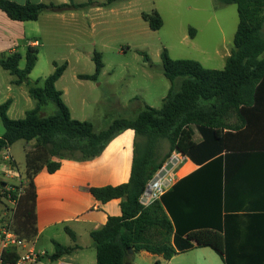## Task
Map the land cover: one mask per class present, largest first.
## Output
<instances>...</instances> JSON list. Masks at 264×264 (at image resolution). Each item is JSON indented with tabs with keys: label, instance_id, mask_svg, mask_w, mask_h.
<instances>
[{
	"label": "trees",
	"instance_id": "1",
	"mask_svg": "<svg viewBox=\"0 0 264 264\" xmlns=\"http://www.w3.org/2000/svg\"><path fill=\"white\" fill-rule=\"evenodd\" d=\"M117 1L125 0H107L103 5ZM92 2L88 4H95ZM217 2L236 5L239 15L234 48L225 68L208 69L196 60L174 59L164 49L161 59L171 87L160 109L145 106L135 118H118L108 128L97 131L93 123L73 119L63 93L56 87L67 63H54L55 71L45 79L44 86H37V81L30 87V97L37 105L24 119L9 117L11 99L0 105L5 129L0 137V154L18 141L30 147L26 154L27 181L19 187L20 195L10 192L16 207L8 227L20 239L33 242L39 234L35 185L39 173L44 169L50 174L57 172L62 160H93L114 138L133 130L129 182L91 189L94 198L103 203L120 200L122 211L121 216L109 217L105 226L91 234L97 264H132V256L140 252L171 260L195 248H211L224 264H264V210L245 215L228 213L231 206L223 204L222 186V172L227 171L229 159L264 154V0ZM66 6L0 0V11L17 22L37 21L42 12ZM143 19L153 31L164 26L158 11L143 14ZM190 35L194 38L196 30L190 29ZM38 55V49L29 46L23 69L19 52L3 57L0 65L18 77L17 84H30ZM94 61L95 74L80 75L81 80H97L104 69L100 53H96ZM50 102L57 111L44 116L42 110ZM197 134L200 142L195 139ZM165 142L169 144L167 152ZM174 151L201 166L200 170L177 181L160 200L143 206L140 198L146 186ZM255 208L264 209V205ZM68 232L75 240V234ZM242 235L254 243L238 244ZM70 250L58 244L54 258ZM5 257L11 263L20 259L16 249L5 251Z\"/></svg>",
	"mask_w": 264,
	"mask_h": 264
},
{
	"label": "rangeland",
	"instance_id": "2",
	"mask_svg": "<svg viewBox=\"0 0 264 264\" xmlns=\"http://www.w3.org/2000/svg\"><path fill=\"white\" fill-rule=\"evenodd\" d=\"M12 1L24 4L27 0ZM29 1L67 6L44 11L37 21L29 22L12 21L0 11V30L10 39L0 47V61L11 52H19L23 69L28 47L36 43L39 51L30 84H17L18 77L0 65V105L11 99L9 117L24 119L37 105L30 97V87L37 81V86L43 87L55 71L54 63H67L56 87L63 93L73 119L91 122L97 131L118 118H135L145 106L162 107L171 87L161 59L164 49L175 59L196 60L208 69L223 70L234 48L239 23L237 6L219 5L217 0H125L111 5H103L107 0H92L95 4H88L90 0ZM153 11L164 20L158 31L143 19V14ZM190 29L197 32L194 38ZM96 53H100L104 69L97 80H81L80 75L95 74ZM56 111V105L50 102L42 114L51 116ZM4 131L0 118V137ZM29 148L25 141H18L0 154V231L10 225L15 212L16 202L10 192L20 195L19 187L27 181ZM168 150L165 142L164 151ZM132 260L134 264L158 263L139 253ZM160 260L159 264H224L211 248H195L172 261Z\"/></svg>",
	"mask_w": 264,
	"mask_h": 264
},
{
	"label": "crops",
	"instance_id": "3",
	"mask_svg": "<svg viewBox=\"0 0 264 264\" xmlns=\"http://www.w3.org/2000/svg\"><path fill=\"white\" fill-rule=\"evenodd\" d=\"M9 40L0 30V47ZM35 44L31 45L36 47ZM195 139L200 142V135H196ZM134 141V131L127 130L114 138L97 158L90 161L62 160V166L57 172L50 174L44 169L37 175L36 215L39 234L30 245L47 253L37 264H97V252L91 234L105 226L109 217L121 216L122 211L120 200L103 203L94 198L91 189L115 187L129 182ZM200 168L201 166L188 159L178 171L176 182ZM222 177L223 204L231 206L228 213L245 215L264 210L255 208V205H264V154L232 157L229 159L227 171L223 169ZM68 230L75 234V240L71 238ZM237 243L254 242L242 235ZM58 244L71 250L54 258ZM16 250L20 257L25 254L23 248ZM139 254L148 255L161 263L162 256L147 252ZM131 262L134 264L132 258Z\"/></svg>",
	"mask_w": 264,
	"mask_h": 264
},
{
	"label": "built area",
	"instance_id": "4",
	"mask_svg": "<svg viewBox=\"0 0 264 264\" xmlns=\"http://www.w3.org/2000/svg\"><path fill=\"white\" fill-rule=\"evenodd\" d=\"M8 158V157H7ZM188 158L178 151H174L168 161L155 174L154 178L146 186L145 192L140 198V203L148 207L168 191L175 183L178 171L184 165ZM2 237V250L0 251V264H18L28 262L37 264L41 258L45 257V251H38L30 245V242L24 241L18 235L7 227L0 231ZM23 248L25 254L20 257L16 263L7 261L5 251Z\"/></svg>",
	"mask_w": 264,
	"mask_h": 264
},
{
	"label": "water",
	"instance_id": "5",
	"mask_svg": "<svg viewBox=\"0 0 264 264\" xmlns=\"http://www.w3.org/2000/svg\"><path fill=\"white\" fill-rule=\"evenodd\" d=\"M131 253H132V251H131Z\"/></svg>",
	"mask_w": 264,
	"mask_h": 264
}]
</instances>
